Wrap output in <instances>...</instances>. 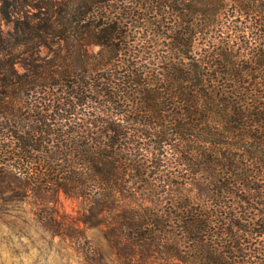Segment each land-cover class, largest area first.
I'll return each mask as SVG.
<instances>
[{"label":"trees","instance_id":"obj_1","mask_svg":"<svg viewBox=\"0 0 264 264\" xmlns=\"http://www.w3.org/2000/svg\"><path fill=\"white\" fill-rule=\"evenodd\" d=\"M18 25L0 213L94 264H264V0H20Z\"/></svg>","mask_w":264,"mask_h":264},{"label":"rangeland","instance_id":"obj_2","mask_svg":"<svg viewBox=\"0 0 264 264\" xmlns=\"http://www.w3.org/2000/svg\"><path fill=\"white\" fill-rule=\"evenodd\" d=\"M255 4H259L256 2ZM19 12V15L16 14ZM11 14V18H8ZM20 0H0V67H20ZM19 44H14L17 43ZM12 45L14 46L12 48ZM13 64H10V61ZM62 208L76 215L80 201L62 194ZM26 215L0 213V264H94L85 256V248L78 240L54 236L49 229L38 227L25 206ZM87 236L103 253L110 256V249L98 229H90ZM113 264V263H110Z\"/></svg>","mask_w":264,"mask_h":264}]
</instances>
